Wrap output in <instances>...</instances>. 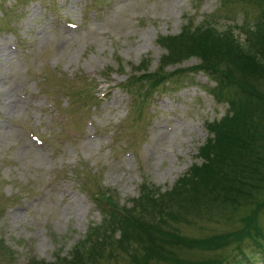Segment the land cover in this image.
Returning a JSON list of instances; mask_svg holds the SVG:
<instances>
[{"label":"rangeland","instance_id":"1","mask_svg":"<svg viewBox=\"0 0 264 264\" xmlns=\"http://www.w3.org/2000/svg\"><path fill=\"white\" fill-rule=\"evenodd\" d=\"M263 11L264 0H0V264L54 263L76 244L87 248L90 227L103 218L90 195L99 189L123 209L143 185L170 190L198 162L205 124L224 116L226 97L215 99L202 73L159 86L143 108L145 85L131 86L135 98L121 85L138 68H158L165 54L158 38L179 34L186 19L197 26L212 15L214 28L242 44L255 31L264 38L254 26ZM197 63L192 57L180 67ZM260 80L255 91L264 95ZM245 210H223L222 219L215 209L179 234L218 238L241 228ZM258 225L264 235L262 214ZM235 245L230 238L222 250L178 255L193 264L239 258ZM245 251L230 264H264V246ZM98 264L132 261L106 252Z\"/></svg>","mask_w":264,"mask_h":264},{"label":"trees","instance_id":"2","mask_svg":"<svg viewBox=\"0 0 264 264\" xmlns=\"http://www.w3.org/2000/svg\"><path fill=\"white\" fill-rule=\"evenodd\" d=\"M260 18L263 19H257L254 24L259 30L264 28V11ZM212 19V15L207 16L197 26L186 19L179 34L160 36L158 43L165 54L158 68L153 72L138 68L140 74L121 85L133 98L131 86L145 85L142 94L138 93L143 108L142 102L148 100L150 93L161 91L159 86L163 84L166 87L180 84L188 73H202L213 82L210 90L213 97L218 101L226 97L228 109L219 120L206 122L208 137L198 148V162L170 190L141 186L139 198L128 209L118 206L106 189L91 193L103 218L100 224L90 227L86 235L88 247L76 244L68 256L54 263L33 259L28 264H98L106 252L108 257L125 254L132 264H151V260L155 264H193L181 259L178 253L186 249L222 250L233 238L234 252L239 258L234 254L221 255L201 263L230 264L248 257L245 247L250 244L264 246V235L258 225L259 215H264V95L255 91L260 79H264L263 32L254 30L256 35L252 34V41L258 42L245 40L241 44L231 33L214 28ZM192 57L198 60L197 64L180 67ZM169 66L177 67L166 72ZM215 209L222 219L225 218L223 210L239 214L246 209L247 213L237 220L239 230L222 233L218 238L187 240L179 234V226L191 224L200 217H212ZM140 248L144 254L141 260L138 259Z\"/></svg>","mask_w":264,"mask_h":264},{"label":"bare ground","instance_id":"3","mask_svg":"<svg viewBox=\"0 0 264 264\" xmlns=\"http://www.w3.org/2000/svg\"><path fill=\"white\" fill-rule=\"evenodd\" d=\"M3 55V54H2Z\"/></svg>","mask_w":264,"mask_h":264}]
</instances>
